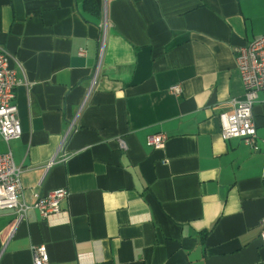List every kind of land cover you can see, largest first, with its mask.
I'll list each match as a JSON object with an SVG mask.
<instances>
[{
    "label": "crops",
    "instance_id": "0c3cea01",
    "mask_svg": "<svg viewBox=\"0 0 264 264\" xmlns=\"http://www.w3.org/2000/svg\"><path fill=\"white\" fill-rule=\"evenodd\" d=\"M93 2L0 0L23 199L68 192L50 217L0 210V264H32L40 243L49 264H264V152L218 120L243 96L233 49L264 34V0ZM252 114L263 138L262 94Z\"/></svg>",
    "mask_w": 264,
    "mask_h": 264
},
{
    "label": "built area",
    "instance_id": "2783aa9c",
    "mask_svg": "<svg viewBox=\"0 0 264 264\" xmlns=\"http://www.w3.org/2000/svg\"><path fill=\"white\" fill-rule=\"evenodd\" d=\"M103 25L105 26V23ZM233 50L243 85V96L240 99L231 98V110L218 114L220 137L240 138L252 150L263 149L264 152V137L258 138L252 114V107L259 94L263 95L264 100V34L234 47ZM80 54L83 55L84 52L80 50ZM11 59L12 57L0 48V139L6 145V150L0 152V210H12L20 218L25 216L29 209H36L41 217L46 218L60 212V203L68 192L65 188L53 189L44 195L33 191L29 202L23 199L20 182L22 169L14 162L9 146V142L21 134L14 99L15 88L22 83V79L18 77L16 69L10 66ZM169 91L178 95L181 87L179 84H172ZM73 124L74 121L71 120L62 141ZM166 140L165 133H154L146 137V143L153 147H163ZM121 145L123 146L122 142ZM54 158L48 161L46 167L54 161L65 160L66 155L61 153L57 160ZM260 225L259 239L264 244V219ZM31 256L32 264H49L47 249L43 243L31 246Z\"/></svg>",
    "mask_w": 264,
    "mask_h": 264
},
{
    "label": "trees",
    "instance_id": "16d2710c",
    "mask_svg": "<svg viewBox=\"0 0 264 264\" xmlns=\"http://www.w3.org/2000/svg\"><path fill=\"white\" fill-rule=\"evenodd\" d=\"M94 2L93 0H83V7L84 9L90 11V12H94L96 13V9H95V6H94Z\"/></svg>",
    "mask_w": 264,
    "mask_h": 264
}]
</instances>
